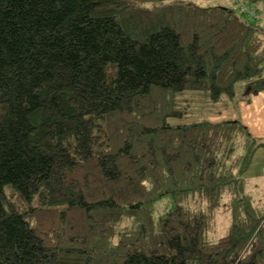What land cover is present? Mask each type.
<instances>
[{"label": "trees", "instance_id": "trees-1", "mask_svg": "<svg viewBox=\"0 0 264 264\" xmlns=\"http://www.w3.org/2000/svg\"><path fill=\"white\" fill-rule=\"evenodd\" d=\"M246 1L0 0V264H264V141L176 108L264 91Z\"/></svg>", "mask_w": 264, "mask_h": 264}, {"label": "crops", "instance_id": "crops-1", "mask_svg": "<svg viewBox=\"0 0 264 264\" xmlns=\"http://www.w3.org/2000/svg\"><path fill=\"white\" fill-rule=\"evenodd\" d=\"M218 102L225 108L217 114L218 117L242 120L255 136L264 141V91L245 95L240 88L234 99L222 97ZM245 176L251 181L264 180V146L255 151Z\"/></svg>", "mask_w": 264, "mask_h": 264}, {"label": "rangeland", "instance_id": "rangeland-1", "mask_svg": "<svg viewBox=\"0 0 264 264\" xmlns=\"http://www.w3.org/2000/svg\"><path fill=\"white\" fill-rule=\"evenodd\" d=\"M192 1L203 6L221 5V6L233 7L236 5L234 0H192ZM242 85L243 83L240 82L238 84L239 88H241ZM206 95L207 93L205 92H192V91H185L178 93L176 95V108L182 111V117L178 118L177 121L178 120L191 121L200 118H209L212 120L220 119L221 117H218V115L219 113H222V111H224L225 109L223 104H219V102L210 101L206 97ZM223 119L226 118H221V120ZM253 182H251V184ZM253 184H256L255 189H253L254 193H257L261 197H264V193L262 192L264 191V180H259L258 182H254ZM229 218L230 215L228 210L223 209L219 212L217 218L218 234H222L223 232H226L225 229L229 224Z\"/></svg>", "mask_w": 264, "mask_h": 264}, {"label": "built area", "instance_id": "built-area-1", "mask_svg": "<svg viewBox=\"0 0 264 264\" xmlns=\"http://www.w3.org/2000/svg\"><path fill=\"white\" fill-rule=\"evenodd\" d=\"M234 1L238 3L241 12H244L245 14L251 16H256V17L259 16L257 10L254 7L250 6L246 0H234Z\"/></svg>", "mask_w": 264, "mask_h": 264}]
</instances>
